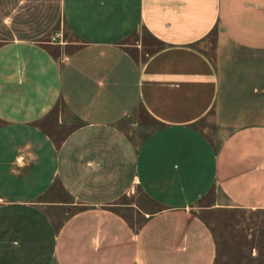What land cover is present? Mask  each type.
Instances as JSON below:
<instances>
[{"label":"crops","instance_id":"obj_1","mask_svg":"<svg viewBox=\"0 0 264 264\" xmlns=\"http://www.w3.org/2000/svg\"><path fill=\"white\" fill-rule=\"evenodd\" d=\"M225 207L264 210V0H0V264H215Z\"/></svg>","mask_w":264,"mask_h":264},{"label":"rangeland","instance_id":"obj_2","mask_svg":"<svg viewBox=\"0 0 264 264\" xmlns=\"http://www.w3.org/2000/svg\"><path fill=\"white\" fill-rule=\"evenodd\" d=\"M207 216L220 244L215 264H264V210L225 207Z\"/></svg>","mask_w":264,"mask_h":264},{"label":"trees","instance_id":"obj_3","mask_svg":"<svg viewBox=\"0 0 264 264\" xmlns=\"http://www.w3.org/2000/svg\"><path fill=\"white\" fill-rule=\"evenodd\" d=\"M217 259H218V257H217ZM216 262H217V260H216Z\"/></svg>","mask_w":264,"mask_h":264}]
</instances>
